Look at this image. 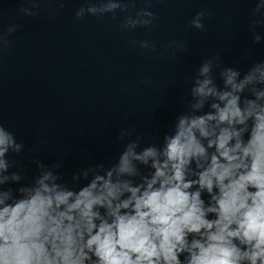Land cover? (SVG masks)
Listing matches in <instances>:
<instances>
[{
    "label": "clouds",
    "instance_id": "obj_1",
    "mask_svg": "<svg viewBox=\"0 0 264 264\" xmlns=\"http://www.w3.org/2000/svg\"><path fill=\"white\" fill-rule=\"evenodd\" d=\"M27 3L18 10L27 17L43 3L49 18L64 8V0ZM121 14V32L158 20L135 0H86L75 10L77 20ZM207 16L197 12L190 26L203 30ZM252 16L259 44L264 0ZM19 27L0 30V54ZM129 43L156 48L149 39ZM167 49L175 56L186 45L172 40ZM182 99L162 139L145 144L123 128L114 163L89 164L70 180L59 161L39 159L29 162L30 178L17 159L24 143L0 123V264H264V60L242 71L212 55Z\"/></svg>",
    "mask_w": 264,
    "mask_h": 264
}]
</instances>
